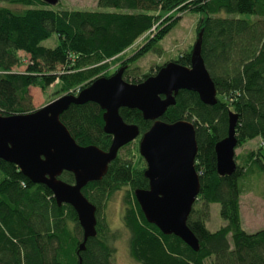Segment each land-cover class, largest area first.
Returning <instances> with one entry per match:
<instances>
[{"label":"trees","instance_id":"16d2710c","mask_svg":"<svg viewBox=\"0 0 264 264\" xmlns=\"http://www.w3.org/2000/svg\"><path fill=\"white\" fill-rule=\"evenodd\" d=\"M96 6L68 9L41 0H0V114L32 112L29 88L44 89L56 79L57 93H76L102 76L107 62L158 19L175 15L141 50L120 58L116 70L123 69L122 78L143 81L162 65L136 77L128 74L129 64L149 50L157 52L155 45L172 28L176 14H198L196 35L202 31L201 57L215 84L217 102L205 105L195 92L180 90L161 120H187L195 128L200 188L186 224L199 248L194 251L145 220L133 196L134 189L148 188L138 151L137 162L117 154L101 180L81 189L96 208V234L87 238L82 250L83 233L74 209L58 206L48 188L31 183L17 166L0 159V264H114L121 230H110L101 212L112 194L124 188L122 231L127 232L128 250L137 264H264V223L246 231L239 210L243 193L264 197V0H96ZM53 34L56 45L44 47L41 43ZM21 53L27 59L24 70L15 72ZM173 61L189 66L190 51ZM102 112L92 102L70 105L60 121L79 145L107 150L111 135L103 131ZM229 112L238 117L236 148L254 140L258 144L235 156L233 173L220 176L214 145L227 134ZM119 114L141 131L152 124L135 109L120 108ZM59 178L74 182L69 172ZM212 204L219 205L217 214L224 222L215 230L206 225Z\"/></svg>","mask_w":264,"mask_h":264},{"label":"water","instance_id":"95a60500","mask_svg":"<svg viewBox=\"0 0 264 264\" xmlns=\"http://www.w3.org/2000/svg\"><path fill=\"white\" fill-rule=\"evenodd\" d=\"M41 1L48 6L58 2ZM201 39L200 30L192 45L189 66L167 62L139 83L126 82L120 68L32 112L0 114V159L17 166L31 183L48 188L58 206L67 204L74 209L83 233L81 250L87 238L96 234V208L81 189L89 182L101 180L118 150L139 134L135 124L124 122L120 108L138 110L144 120L153 121L138 146L146 164L143 175L148 188L133 190L145 220L163 234H172L194 251L198 250V240L186 224L200 188L195 169V128L187 120L167 123L161 117L175 104L180 90L195 92L205 105L216 104L215 84L201 57ZM88 102L97 104L103 111V131L111 135L107 150L79 145L60 121V115L70 105ZM237 118L235 113H228L227 134L214 145L216 172L220 176L230 175L236 168ZM64 171L73 175L72 184L59 178Z\"/></svg>","mask_w":264,"mask_h":264},{"label":"rangeland","instance_id":"374dc122","mask_svg":"<svg viewBox=\"0 0 264 264\" xmlns=\"http://www.w3.org/2000/svg\"><path fill=\"white\" fill-rule=\"evenodd\" d=\"M51 7L85 10L97 9L96 0H58L57 4ZM176 16L179 17L175 20L176 22L174 21V25L169 30V32L163 37L159 38V40L157 41L155 45L157 52L149 50L145 52L141 57H139L136 61L130 63L127 70L129 75L141 77L144 74L154 73L156 67L176 60L185 52H191L192 45L197 37L196 29L198 25L199 15L193 12L186 11L176 14ZM174 17L175 15L172 18H169V20L167 21H165L166 16L158 19V21L150 31L139 37L132 46L124 50L121 54H119V56L108 61L107 64H109V68L104 73H101V75L103 74L102 76L105 75L104 77H108L115 73L116 67L119 66L120 58H127L141 50L152 40L153 37H155L159 29L163 28L164 25L172 22V19H174ZM56 43L57 38L55 34H53L48 39L44 40L41 44L46 48H52L56 45ZM19 59L21 64L17 67H14L13 70L15 72L23 71V64L25 63V60H27L26 56L22 53L19 55ZM50 74L52 75V73ZM57 80L58 79H56L53 84L45 87L44 89L42 87L29 88L32 108H40L49 101L61 96L60 93H57L59 89V83ZM136 140L131 141L126 145V147L121 148L118 151V156H120L122 160L130 159L136 162L139 160V152V155H136L138 151V143ZM257 144L258 140H254L242 147L236 148L235 156L243 151L257 146ZM141 162L142 165L144 164L143 166L145 170L146 164L143 158ZM124 195L125 188L112 194L105 207L102 209L101 215L103 216L110 230H121V237L115 242L116 250L113 256L114 264H137L130 256L128 250L126 241L127 232L125 230L122 231V214L125 207L123 202ZM218 209L219 205L217 204H212L210 206V218L206 223L208 229L210 230H215L219 228L222 223H224L217 214ZM239 210L242 219V225L247 229L248 232H253L263 225L264 197H261L253 191H247L243 193L240 196Z\"/></svg>","mask_w":264,"mask_h":264},{"label":"flooded vegetation","instance_id":"af4514ba","mask_svg":"<svg viewBox=\"0 0 264 264\" xmlns=\"http://www.w3.org/2000/svg\"><path fill=\"white\" fill-rule=\"evenodd\" d=\"M143 120H144V119H143ZM145 121H149V120H145ZM152 123H153V121H152ZM151 125H152V124H151ZM151 125H150V126H151ZM136 126H137V125H136ZM137 127H138V126H137ZM148 129H149V128H148ZM148 129H146L145 131H141V130L139 129V127H138L139 134H138L137 137L134 139V140L138 139V140H136L137 143H138V146H139V142H140V139H141L143 133L146 132ZM134 140H132V141H134ZM129 143H130V142H129ZM127 144H128V143H127ZM127 144H126V145H127ZM126 145H124V146H126ZM124 146H122V147H124ZM122 147H121V148H122ZM121 148H120V149H121ZM120 149H119V150H120ZM119 150H118V151H119ZM117 154H118V152H117ZM147 182H148V181H147Z\"/></svg>","mask_w":264,"mask_h":264},{"label":"crops","instance_id":"0c3cea01","mask_svg":"<svg viewBox=\"0 0 264 264\" xmlns=\"http://www.w3.org/2000/svg\"><path fill=\"white\" fill-rule=\"evenodd\" d=\"M261 227V226H260ZM245 228V227H244ZM245 230L247 231V229L245 228Z\"/></svg>","mask_w":264,"mask_h":264}]
</instances>
